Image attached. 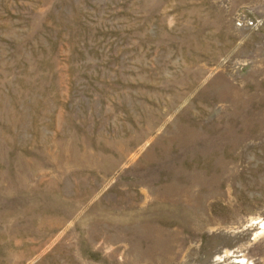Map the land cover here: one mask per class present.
I'll list each match as a JSON object with an SVG mask.
<instances>
[{
    "label": "rangeland",
    "instance_id": "obj_1",
    "mask_svg": "<svg viewBox=\"0 0 264 264\" xmlns=\"http://www.w3.org/2000/svg\"><path fill=\"white\" fill-rule=\"evenodd\" d=\"M0 264H264V0H0Z\"/></svg>",
    "mask_w": 264,
    "mask_h": 264
}]
</instances>
